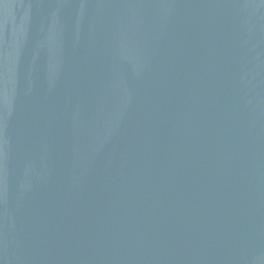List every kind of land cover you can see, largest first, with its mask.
<instances>
[{"label": "water", "instance_id": "95a60500", "mask_svg": "<svg viewBox=\"0 0 264 264\" xmlns=\"http://www.w3.org/2000/svg\"><path fill=\"white\" fill-rule=\"evenodd\" d=\"M0 264H264V0H0Z\"/></svg>", "mask_w": 264, "mask_h": 264}]
</instances>
